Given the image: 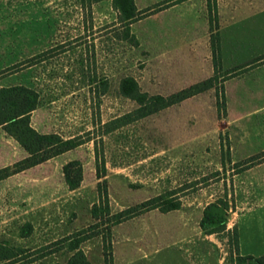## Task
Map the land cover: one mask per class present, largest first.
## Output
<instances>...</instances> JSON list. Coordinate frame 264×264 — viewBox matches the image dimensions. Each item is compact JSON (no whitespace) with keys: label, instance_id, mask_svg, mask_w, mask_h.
Returning a JSON list of instances; mask_svg holds the SVG:
<instances>
[{"label":"rangeland","instance_id":"374dc122","mask_svg":"<svg viewBox=\"0 0 264 264\" xmlns=\"http://www.w3.org/2000/svg\"><path fill=\"white\" fill-rule=\"evenodd\" d=\"M164 1L134 3L141 11ZM125 24L112 0H0V88L34 90L31 127L83 143L0 181V245L21 251L0 264H64L72 255L65 239L77 232L97 233L79 249L104 264L105 190L112 215L156 197L179 204L112 226L113 264H236L238 254L264 255V163L245 170L264 151V0H182L132 22L137 44ZM123 78L149 96L208 79L213 87L136 120ZM18 146L0 128V167L26 157ZM70 161L82 167L74 191L62 174ZM225 203V225L204 233L205 208Z\"/></svg>","mask_w":264,"mask_h":264},{"label":"trees","instance_id":"16d2710c","mask_svg":"<svg viewBox=\"0 0 264 264\" xmlns=\"http://www.w3.org/2000/svg\"><path fill=\"white\" fill-rule=\"evenodd\" d=\"M94 1L99 2L102 0ZM181 1L182 0H166L163 4L157 5L155 8L139 11L134 4V0H112L115 9H117L120 14H123L124 20L127 22V24H125V37L131 39L135 44H137V42L130 34L128 27L132 22L139 20L141 17H144L155 10L160 11L164 9V7L172 6ZM210 46L214 68L217 69L220 67L219 42L217 36L211 37ZM212 87V79H208L169 97H161L158 95L149 96L146 93H142L138 84L132 78H123L120 82L121 94L132 100L137 106L128 116L136 120L148 117L162 109L184 101ZM37 103L38 94L32 89L24 86L0 88V127L8 136L16 141L26 153V157L22 160L11 166L0 169V181L42 164L56 156L69 152L83 144L76 139H63L61 136L54 133L40 134L33 129L30 125V115L36 109ZM116 122H120V120ZM261 163H264V151L248 158L245 161V170ZM62 174L69 191L76 190L82 181L81 164L78 161L68 162L63 166ZM98 178L100 179L102 176L99 175ZM160 199V197H156L141 203L135 208H128L112 215L110 214L108 206L106 190L103 191V194L99 191V203H101L102 207L101 210L107 215V217H109L108 223L110 225L106 230L107 238H103V244L105 245V243H107L108 245V249H106L107 251L103 253L104 264H113L110 243V228L112 226L127 221L142 212L158 209L162 213H167L179 208L177 202H160ZM227 211L228 206L226 203L221 208L216 204L207 206L199 224L200 229L206 234H211L212 230L216 227L224 226ZM91 215L93 220H99V217L101 216L98 214V205H93ZM98 227V222L91 226L93 229ZM96 234L97 233L94 232L93 234L77 232L73 237L66 238L65 241L69 242L67 249L72 255L64 264H90L85 254L79 249V244ZM235 239L237 242L236 230ZM19 251L20 250L5 248L0 245V261H9L17 256ZM236 264H264V255L254 257L250 255L240 256L238 254Z\"/></svg>","mask_w":264,"mask_h":264},{"label":"crops","instance_id":"0c3cea01","mask_svg":"<svg viewBox=\"0 0 264 264\" xmlns=\"http://www.w3.org/2000/svg\"><path fill=\"white\" fill-rule=\"evenodd\" d=\"M135 4V3H134ZM1 128V127H0ZM2 129V128H1ZM5 133V132H4ZM6 134V133H5ZM16 144H17V142H16ZM18 145V144H17ZM19 147V146H18ZM23 150V149H22ZM24 151V150H23ZM0 154H1V151H0ZM1 158V157H0ZM22 160V159H21ZM14 163H16V161L14 162ZM13 163V164H14ZM12 163H8L7 165H4V166H2V167H0V169H2V168H5V167H8V166H11V165H13ZM263 163H261V164H259V165H256V166H254L255 168H258L260 165H262ZM252 169H254L253 167L251 168V171H252ZM238 251H239V249H238ZM115 255H114V252H112V257H114ZM113 259H115V257L113 258ZM204 260V259H203ZM113 263H114V261H113ZM202 264H203V262H202Z\"/></svg>","mask_w":264,"mask_h":264}]
</instances>
